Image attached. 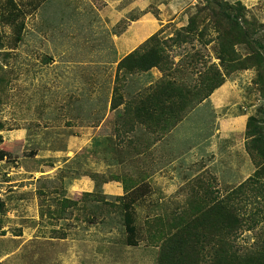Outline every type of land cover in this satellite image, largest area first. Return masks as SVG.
<instances>
[{
  "label": "rangeland",
  "instance_id": "obj_1",
  "mask_svg": "<svg viewBox=\"0 0 264 264\" xmlns=\"http://www.w3.org/2000/svg\"><path fill=\"white\" fill-rule=\"evenodd\" d=\"M212 1L0 0V264H158L166 239L222 199L243 217L235 249L258 247L263 200L254 183L236 190L262 161L248 145L253 117L264 135V68L224 69ZM219 1L242 3L263 42L264 0ZM158 33L167 71L118 77L120 61ZM164 80L190 92L183 118L137 125L126 104ZM141 184L151 191L133 206L134 247L120 198Z\"/></svg>",
  "mask_w": 264,
  "mask_h": 264
},
{
  "label": "trees",
  "instance_id": "obj_2",
  "mask_svg": "<svg viewBox=\"0 0 264 264\" xmlns=\"http://www.w3.org/2000/svg\"><path fill=\"white\" fill-rule=\"evenodd\" d=\"M245 10L246 8L240 2L230 4L225 1L214 0L208 5L211 22L218 29L221 65L226 71H228L227 66L230 67V71L234 72L255 66L260 69L264 68V56L260 52L264 51V38H262L263 42L261 43H257L258 40L254 41L250 29L251 23L244 16ZM201 16L199 14L193 16L189 25L179 32L175 40L181 41L180 44L185 43L188 39L183 33L195 31ZM159 35L158 33L152 36L142 47L123 58L118 65L117 76L123 74L132 77L137 74L148 73L154 68L166 72L169 57L162 47ZM238 45L247 46L253 51L252 54L244 59L238 56L234 49ZM221 78L218 82L211 78V85L207 86L208 93L203 100L209 98L216 89L224 84L225 77ZM118 90L116 86L114 93L116 94ZM151 90V94L146 98H141L135 106L132 107L131 104L127 106L126 104V113L134 112L135 123L148 128L153 127L155 123L159 125L164 121L167 124L179 122L183 118L181 113L186 108V100L190 92L185 93L183 87L170 80H164ZM123 99L122 95L119 96V99L114 97L112 108L117 109L123 105ZM117 100H119L118 103ZM256 119L253 117L250 120L249 136L256 137L252 140L253 145H248V148L250 151L253 148L257 150L262 158V161L260 160L261 166L258 165L255 175L236 191L243 192L248 185L254 183L257 185L256 191H254L256 197L262 198L264 204V135L263 130L258 129L260 125H257ZM147 193L149 194V187L147 184H141L135 189L127 191L120 198L128 246L136 247L139 245L133 206L146 197ZM198 221V225L193 224V229L186 225L176 233L178 236L173 238V235L166 239L164 247L162 246L158 264H264V230L256 249L246 253L235 249L233 240L244 227V222L240 210L229 203V200L218 201ZM207 230L208 233H206Z\"/></svg>",
  "mask_w": 264,
  "mask_h": 264
},
{
  "label": "crops",
  "instance_id": "obj_3",
  "mask_svg": "<svg viewBox=\"0 0 264 264\" xmlns=\"http://www.w3.org/2000/svg\"><path fill=\"white\" fill-rule=\"evenodd\" d=\"M145 32H146V33H144V34L140 32V33H138V34L136 35L138 41H141L142 37H143L145 34H150V33H151V32H148V31H145ZM135 38H136V37H135ZM128 55H129V54H128ZM125 57H126V56H125ZM125 57H124V58H125ZM89 187H90V186H88V188H89ZM133 189H135V188H133ZM133 189H132V190H133ZM149 190L151 191V187L149 188ZM129 191H131V190H129Z\"/></svg>",
  "mask_w": 264,
  "mask_h": 264
},
{
  "label": "bare ground",
  "instance_id": "obj_4",
  "mask_svg": "<svg viewBox=\"0 0 264 264\" xmlns=\"http://www.w3.org/2000/svg\"><path fill=\"white\" fill-rule=\"evenodd\" d=\"M80 188H81V186H80Z\"/></svg>",
  "mask_w": 264,
  "mask_h": 264
}]
</instances>
